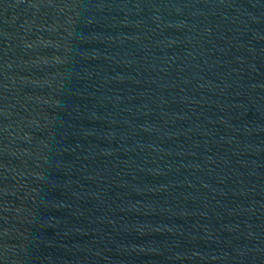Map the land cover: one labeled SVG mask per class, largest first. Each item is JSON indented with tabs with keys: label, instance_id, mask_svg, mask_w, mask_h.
I'll return each instance as SVG.
<instances>
[{
	"label": "water",
	"instance_id": "1",
	"mask_svg": "<svg viewBox=\"0 0 264 264\" xmlns=\"http://www.w3.org/2000/svg\"><path fill=\"white\" fill-rule=\"evenodd\" d=\"M0 264H264V0H0Z\"/></svg>",
	"mask_w": 264,
	"mask_h": 264
}]
</instances>
